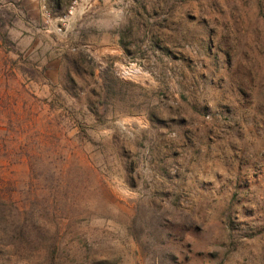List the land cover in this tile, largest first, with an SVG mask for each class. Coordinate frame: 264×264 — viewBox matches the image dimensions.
<instances>
[{
	"label": "rangeland",
	"instance_id": "1",
	"mask_svg": "<svg viewBox=\"0 0 264 264\" xmlns=\"http://www.w3.org/2000/svg\"><path fill=\"white\" fill-rule=\"evenodd\" d=\"M262 2L0 0V264H264Z\"/></svg>",
	"mask_w": 264,
	"mask_h": 264
},
{
	"label": "built area",
	"instance_id": "2",
	"mask_svg": "<svg viewBox=\"0 0 264 264\" xmlns=\"http://www.w3.org/2000/svg\"><path fill=\"white\" fill-rule=\"evenodd\" d=\"M89 1L90 0H70L66 12L60 17H57V23L55 26L57 27V31H62L63 28L66 27L71 16L86 10ZM42 15L46 24H49L53 19L52 11L45 6L42 7Z\"/></svg>",
	"mask_w": 264,
	"mask_h": 264
},
{
	"label": "trees",
	"instance_id": "3",
	"mask_svg": "<svg viewBox=\"0 0 264 264\" xmlns=\"http://www.w3.org/2000/svg\"><path fill=\"white\" fill-rule=\"evenodd\" d=\"M262 9H264V0H263V2H262Z\"/></svg>",
	"mask_w": 264,
	"mask_h": 264
}]
</instances>
